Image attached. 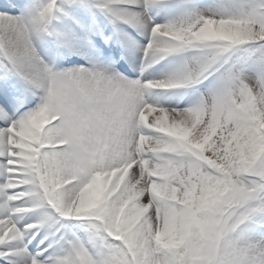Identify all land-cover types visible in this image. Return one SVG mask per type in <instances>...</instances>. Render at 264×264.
I'll return each mask as SVG.
<instances>
[{
  "label": "snow or ice",
  "instance_id": "obj_1",
  "mask_svg": "<svg viewBox=\"0 0 264 264\" xmlns=\"http://www.w3.org/2000/svg\"><path fill=\"white\" fill-rule=\"evenodd\" d=\"M0 264H264V0H0Z\"/></svg>",
  "mask_w": 264,
  "mask_h": 264
}]
</instances>
